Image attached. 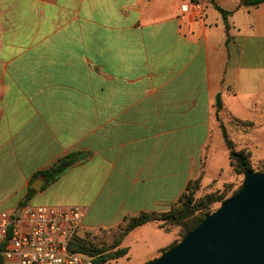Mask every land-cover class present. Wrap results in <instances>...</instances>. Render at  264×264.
Returning a JSON list of instances; mask_svg holds the SVG:
<instances>
[{"label": "crops", "instance_id": "crops-1", "mask_svg": "<svg viewBox=\"0 0 264 264\" xmlns=\"http://www.w3.org/2000/svg\"><path fill=\"white\" fill-rule=\"evenodd\" d=\"M188 1L0 0V212L37 176L25 204L83 207L85 229L167 210L199 176L218 190L236 176L220 122L264 159V1L209 0L203 21ZM176 234L141 224L117 259L145 264Z\"/></svg>", "mask_w": 264, "mask_h": 264}, {"label": "water", "instance_id": "water-1", "mask_svg": "<svg viewBox=\"0 0 264 264\" xmlns=\"http://www.w3.org/2000/svg\"><path fill=\"white\" fill-rule=\"evenodd\" d=\"M239 189L145 264H264V170L242 169ZM44 182L37 176L36 190Z\"/></svg>", "mask_w": 264, "mask_h": 264}, {"label": "built area", "instance_id": "built-area-1", "mask_svg": "<svg viewBox=\"0 0 264 264\" xmlns=\"http://www.w3.org/2000/svg\"><path fill=\"white\" fill-rule=\"evenodd\" d=\"M209 0H189L181 11L203 21ZM85 216L73 205L22 204L0 212L1 264H107L71 250L70 242Z\"/></svg>", "mask_w": 264, "mask_h": 264}, {"label": "trees", "instance_id": "trees-1", "mask_svg": "<svg viewBox=\"0 0 264 264\" xmlns=\"http://www.w3.org/2000/svg\"><path fill=\"white\" fill-rule=\"evenodd\" d=\"M264 0H241V4L246 7L251 6H257ZM216 8L220 11L223 17H226V14L229 13L226 10H223L219 6H216ZM226 28H228V24H226ZM221 107V101L219 95H217L216 98V108L219 110ZM220 127L222 129L224 142L229 150V163L232 166V169L235 173L241 174L243 168H249L253 171H263L264 170V159L252 161L250 159V153L246 151L245 149L237 150L235 148V144L230 139L225 126L222 122H220ZM81 157L80 153H70L68 155L62 156L57 159L55 163H53L49 168L38 171L37 174L34 175L36 177L37 175H42L45 177L47 182L55 180L62 172H64L69 166H71L73 163L78 161ZM261 163L262 166L260 168H254L253 163ZM201 186V177H197L195 179H192L189 181V183L186 186L185 191L181 195V197L174 202L167 210L161 211L160 213L151 211V212H141L137 215L128 216L123 221V229L121 231V234L119 236V239L117 243L115 244V249L111 252H106L101 248H98L88 237L87 235L88 230L79 227L75 235L73 236L71 242H70V248L74 251L79 252H85L95 257V260L97 262H107V264H110L111 260L117 259L127 253V249L120 247V242L122 237L127 234L130 230L133 228L144 224L149 221H162V223L159 222V225L167 230L173 228V226H178L181 229V237H183L188 231L194 229L202 220L203 218L209 214L212 213L214 210L211 209V205L216 202H221L224 200L228 195L226 194L227 189L222 190H215L206 192L203 195L199 197H195L196 192L199 190ZM227 184L223 185V188H225ZM241 184L232 191V194H234ZM35 192V189L30 187L28 190V193L25 197L28 199L33 193ZM25 201L21 202L22 204H25ZM165 223L167 225H165ZM176 243L173 242L172 244ZM171 244V245H172ZM171 245L163 248L161 252L165 251L167 248H169ZM2 258L0 255V264H1Z\"/></svg>", "mask_w": 264, "mask_h": 264}, {"label": "rangeland", "instance_id": "rangeland-1", "mask_svg": "<svg viewBox=\"0 0 264 264\" xmlns=\"http://www.w3.org/2000/svg\"><path fill=\"white\" fill-rule=\"evenodd\" d=\"M254 168H260L262 166L261 163H253ZM227 169V168H226ZM243 179V175L241 174H237L236 176L224 183L227 184V186L225 188H223V185L221 188H219L218 190H222V189H227L226 194L228 196L232 195V191L234 189H236L242 182ZM212 191H214L213 188H211ZM211 190L205 187H201L199 188V190L196 192L195 197H199L201 195H203L206 192H210ZM220 202H216L214 204L211 205V209L215 210L218 206H219ZM161 211H158V213H160ZM160 223H162L161 220H159ZM165 225H167L165 223ZM173 228L176 229V239L175 241L178 242L182 237H181V229L178 226H173ZM123 229V224H119L115 227L112 228H98V229H87L88 230V235L87 237L98 247L101 248L104 253L106 252H111L112 250L115 249V244L117 243L119 236L121 234V231ZM174 241V242H175ZM157 257V256H156ZM110 264H123V258L122 259H116L114 261H110Z\"/></svg>", "mask_w": 264, "mask_h": 264}]
</instances>
